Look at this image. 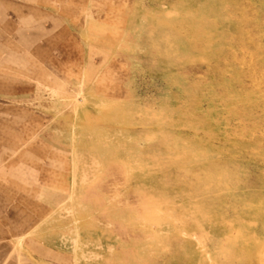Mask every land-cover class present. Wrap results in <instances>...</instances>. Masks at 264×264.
<instances>
[{"label": "rangeland", "instance_id": "1", "mask_svg": "<svg viewBox=\"0 0 264 264\" xmlns=\"http://www.w3.org/2000/svg\"><path fill=\"white\" fill-rule=\"evenodd\" d=\"M0 192V264H264V0H0Z\"/></svg>", "mask_w": 264, "mask_h": 264}, {"label": "bare ground", "instance_id": "2", "mask_svg": "<svg viewBox=\"0 0 264 264\" xmlns=\"http://www.w3.org/2000/svg\"><path fill=\"white\" fill-rule=\"evenodd\" d=\"M77 11V10H76ZM73 16V15H72ZM26 136H24V138H25ZM29 137V136H28ZM27 139V138H26ZM42 143V142H41ZM60 154V153H59ZM54 158V157H53ZM52 158V159H53ZM55 159V158H54ZM56 162V161H55ZM59 162V161H58ZM17 188V187H16ZM30 188V187H29ZM27 190V189H26ZM30 191V190H29ZM2 192V191H1ZM0 192V193H1ZM35 192V191H34ZM34 192H32V193H34ZM1 194H3V193H1ZM36 195V194H35ZM4 198H6V196L4 197ZM33 198V197H32ZM35 198V197H34ZM7 199V198H6ZM30 199V198H29ZM43 199H44V201L47 203H49V204H51V205H56L57 204V198L56 199H54L52 196H50V195H48L47 196V194L46 195H44V197H43ZM36 202V201H35ZM47 209V208H46ZM15 211V210H14ZM18 211V210H17ZM47 212H48V210H47ZM50 213V212H49ZM46 217V216H45ZM28 219V218H27Z\"/></svg>", "mask_w": 264, "mask_h": 264}, {"label": "crops", "instance_id": "3", "mask_svg": "<svg viewBox=\"0 0 264 264\" xmlns=\"http://www.w3.org/2000/svg\"><path fill=\"white\" fill-rule=\"evenodd\" d=\"M23 42H25V44H29L31 41L29 40V39H24V40H22Z\"/></svg>", "mask_w": 264, "mask_h": 264}]
</instances>
